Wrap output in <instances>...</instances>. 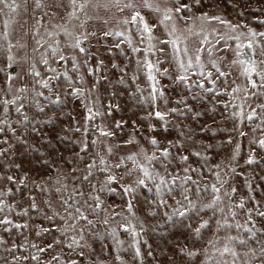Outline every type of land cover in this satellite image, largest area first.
Listing matches in <instances>:
<instances>
[{"label":"snow or ice","instance_id":"6c2138e0","mask_svg":"<svg viewBox=\"0 0 264 264\" xmlns=\"http://www.w3.org/2000/svg\"><path fill=\"white\" fill-rule=\"evenodd\" d=\"M193 3L200 5L201 0H192V3H183L182 0H31V3L29 0H0V52L5 53L9 68L21 60L26 63L27 75L32 81L31 86L26 81L17 86L14 81L19 76L11 73L6 75L4 84L0 85V133L9 130L26 153H37L40 156L37 163L55 173L54 176L42 178V183L32 181L46 196L42 201L43 206L37 203L35 196L28 195V206L17 210L16 204L7 200V197L14 195L13 189L0 188V226L4 231L10 232L11 228L28 229L29 221L34 219L32 214L38 213L43 220L48 221L49 226L35 225V234L44 236L57 233L46 246L32 243L31 248L36 250V254L30 257L13 256L9 264H19L21 260L29 259L43 264L40 254L50 250L54 254L46 264H80V259L71 254L84 258L85 249L95 251L89 241L103 242L105 237L111 240L119 253L125 244L120 238L121 232L131 237L128 247L133 250V260L143 264L141 242L145 226L135 211V202L144 192L152 194L151 199L145 198L143 201L147 206L148 216L155 218L163 212L166 221L173 220V217L183 218L184 230L192 247L187 244L181 246L182 242L174 243L177 255L187 257L189 261L197 260L198 264H264V227H258L256 220V217L264 220V208L260 207V202L256 201L254 195L235 198L237 188L230 184L228 170L235 173L236 167L231 162L226 168H222L220 164L214 165L209 169L214 182L201 185L191 175L192 172H200L199 169L188 165L180 170L183 172L181 175L180 171L169 168L171 149L184 148L180 140H170L168 147L161 148L160 141L155 136L147 137L153 146L150 152L140 145L135 135L138 131L135 121L131 122L132 130L128 138L118 141L117 132H122L128 121L116 120L109 127L104 119L111 116L113 111H119L120 105L111 102L102 105L98 95L99 86L104 82L109 87L128 86L129 80L135 84V91L131 87L127 89L129 99L134 104L150 109L140 117L148 122L150 132L157 131L156 125L151 123L153 119L162 122L163 130L167 131L170 117L179 115L187 119L191 115L195 119L202 116L203 113L188 104V97L176 101L177 105L184 106L183 109L167 107L169 98L161 83V78H167L174 84H182L190 93L198 88L205 94L230 97L228 102H218L223 104L226 111L236 109L226 117L235 121V126L230 131L245 137L248 135L242 130L245 122L251 124L254 120L258 121L254 131L259 129L261 135L253 138L250 143L264 150V102H257L264 101V31H257L246 24H233L219 15H209L207 12L198 16L183 15L185 11L192 12ZM145 10L155 18V23L149 21ZM117 13L124 15L117 16ZM23 16H29L31 25L28 24V19H18ZM179 21L184 22V27L179 25ZM90 22L101 26V40L113 39L108 47L109 55L114 56L118 51L126 61L134 63L131 73L128 64L121 66L113 62L112 69L120 73L115 82L104 74L105 61L97 59L99 53H93L90 48V39L98 35L95 29L88 30ZM213 22L222 25L225 30L213 26ZM258 22L264 24V20ZM158 27L163 28L166 38L161 39L156 35ZM28 37L34 41L31 51L33 54L38 53V58L35 55L29 57L26 53L18 59L13 50L28 48ZM221 44V48L217 49L216 46ZM158 45L171 46L170 63L175 75L168 68L161 67L162 61L159 58H153L157 52L165 51L164 47ZM125 46L130 50L131 56L125 52ZM217 51L231 52L232 58L229 60L226 55H217ZM204 53H207L206 59L202 58ZM94 59L95 64L92 63ZM38 64L44 66L43 74L38 69ZM212 70L215 71V77ZM70 73L75 74V78ZM86 74L93 78L90 85ZM141 76L145 79L146 87L136 83ZM192 76L198 79L193 81ZM229 78H232V86L223 89L215 87L221 79L228 85ZM237 79L241 83H236ZM60 81L66 85L62 93L65 99L60 94ZM205 81L212 87H206ZM110 95L115 97L117 92L112 91ZM66 98L80 100L85 113L83 124L75 121L72 127L62 130L80 133L81 139L59 136L60 140L79 149L72 152L71 157L63 158L64 163L71 165L69 172L54 164L46 152L30 144L24 135H17V128L12 126L10 118L14 111L21 117L15 124L24 134L35 133L41 137L43 144L50 145L51 140L41 135L37 125H54L55 119L49 117L45 121L36 120L28 116L25 108L33 107L37 113L47 115V106L59 108L65 104ZM198 98L199 94L191 96L194 101ZM236 100L241 102L233 103ZM162 107L166 110H162ZM211 111L214 112L215 108ZM66 116L75 119L71 117V113ZM211 131L215 134V130ZM179 135L184 137L185 133L181 131ZM232 141L233 137L229 135L223 143L232 144ZM0 145H7L0 147V159L16 148L15 144L9 143L7 137L0 139ZM129 145H137L138 148L135 151H121ZM204 147L213 146L207 144ZM240 153L241 144L237 142L229 160L236 161ZM58 155L63 156V153ZM191 155L205 161L208 159L201 151L193 150ZM179 159L187 164L189 156L180 155ZM246 163H258L255 149H250ZM13 166L21 168L15 161L6 167ZM4 180L16 185L17 191H20L21 187H28L29 176L24 173L17 180L14 175L5 176L0 173V182ZM189 184L196 186L195 199ZM246 184L251 193V180H246ZM177 190L182 200L176 198ZM209 191L210 198L205 200L200 194ZM108 194L123 197L125 209L117 212L115 207L110 208L103 198ZM168 197L175 201V207L168 203ZM249 199L253 201V207H247ZM166 209H171V212ZM12 213L26 219L14 222L10 218ZM203 213H208V218ZM97 224L105 226L103 233L97 230ZM210 228L211 238L205 241L204 231ZM4 243L0 238V244ZM143 243L151 249L147 240H143ZM197 243L201 247H196ZM20 247L27 250L26 245L13 244L8 251L15 252ZM57 247L61 248V252L67 249V259L61 252L54 251ZM148 255L151 256L152 252L149 251ZM117 259L120 264H126L119 255Z\"/></svg>","mask_w":264,"mask_h":264},{"label":"rangeland","instance_id":"374dc122","mask_svg":"<svg viewBox=\"0 0 264 264\" xmlns=\"http://www.w3.org/2000/svg\"><path fill=\"white\" fill-rule=\"evenodd\" d=\"M29 2L31 3V0H29ZM182 2L192 3V0H182ZM256 9H260V11H256ZM204 12H207L209 15H219L222 18L231 21L233 24H246L257 31H264V24H260L258 22L259 20H264V0H201L200 5L193 3L192 12L185 11L183 15L198 16ZM240 13H243V15ZM61 15H63V13H61ZM122 15L124 14L117 13V16ZM145 15L148 17L151 23L156 22L155 18L146 10ZM18 19H28V24L31 25L32 23L29 16H23ZM178 23L181 27H184L183 21H179ZM213 26L221 28V30H225L222 25H219L216 22H213ZM87 27L89 31L95 29L98 32L97 37H92L90 39V48L93 53H99L97 59H103L105 61L106 68L104 70V74L108 75L110 80L115 82L120 73L115 69H112L111 64L113 62L118 63L121 66L128 64V70L129 73H131L134 63L126 61L124 56L120 55L118 51L114 56L109 55L108 47L113 43V39L108 38L107 41L100 39L99 30L101 26L98 23L90 22ZM241 30L246 31V29ZM0 31H2V28H0ZM15 35L17 34H14V36ZM133 35H135L134 32ZM156 35L161 39L166 38L162 27H158L156 29ZM60 39L63 40V37ZM27 43L28 48L13 50L15 56L19 59L27 53L29 57H33V55H35L36 58H38L39 54H33L31 51L34 43L31 37L27 38ZM221 46L222 44L217 45L216 48L220 49ZM158 47H164L165 51L157 52L153 58H159L162 61L161 67L168 68L169 72L172 75H175L173 66L170 63L171 46L158 45ZM125 52L129 56L132 55L126 46ZM216 54L226 55L229 60L232 58L231 52L217 51ZM206 57L207 53H204L202 58L206 59ZM95 62L96 60L94 59L92 63L95 64ZM70 63L71 62H69V66ZM7 64L8 62L5 53L0 52V69H3V71H0V85L4 84L6 75L11 73L13 75L19 76V78L14 81L15 85L19 86L26 81L31 86L32 81L27 75L28 65L26 63L21 60L19 63L13 64L11 68H9ZM56 66L59 67L58 65ZM37 67L42 74L45 72L43 65L38 64ZM212 71L214 72L215 77V71ZM70 75H73V78H75V74L70 73ZM233 76H235V73ZM86 77L90 85L93 78L91 76H87V74ZM125 79L127 80L128 77L126 76ZM197 79L198 77L192 76L193 81ZM136 83H139L141 87H146V82L143 76H141L139 81ZM161 83L164 85L166 95L169 98V103L167 105L168 108L180 107L183 109L184 106L177 105L176 101L182 97H188V104H190L196 111L203 113V115L195 119H193L191 115H189L187 119L182 118L179 115L170 117L167 131L163 130L162 122L153 119L151 123L156 125L157 131L150 132L148 129V122L140 119V117L144 116L150 109L145 108L142 105L134 104L129 99V92L127 89L128 87H131V90L135 91V84L129 80L128 86L116 85L115 87H109L107 83L104 82L98 88L100 103L102 105H107L109 102H111L113 104L118 103L120 105L119 111H113L111 116H106L104 118L105 122L109 127H112L116 120L128 121V124L125 126L124 130L122 132H117L116 139L118 141L127 139L130 131L132 130L131 122L135 121L136 125L138 126V131L135 133V135L139 140L140 145L150 152L153 150V146L148 142L147 137L155 136L160 141L161 148L168 147V141L170 140H180L184 144V148L171 149L172 156L170 158L169 168L172 171H180L184 167L190 165L192 168L199 169L200 172H192L191 175L194 179L199 180L201 185L211 184L214 182V177L209 171V169L213 168L214 165L220 164L222 168H226V166L231 162L233 166L236 167L235 173H230V170H228L231 177L230 184L237 188L235 198H239L240 196L249 197L254 195L256 201L260 202V207L264 208V179H262L264 178V150H261L256 145L250 143L253 138H258L261 135L259 129L254 131L258 121L254 120L251 124L246 121L242 127V130L248 133V135L245 137H240L237 132L230 131L234 128L235 121L226 118L227 116H230L231 111H235L236 109H230L226 111V109L223 107V104L218 103L220 101L228 102L230 97L226 95H213L212 93L205 94L198 88L193 89V91L190 93L182 84H174L167 78H161ZM236 83H241V80L237 79ZM59 84L62 99H65L62 93L66 85L63 81H60ZM205 86L212 87L208 81H205ZM226 86H232V78H229L228 85L223 83V79L217 81V85L215 87L218 89H223ZM112 91L117 92L115 97L110 95ZM47 94L48 93H46V95ZM196 94H199L200 98L194 101L191 99V96ZM240 102L241 101L239 100L233 101V103L237 104ZM41 103L46 102L41 101ZM253 106H255L254 103ZM213 107L215 108L214 112L211 111ZM45 110L47 115L37 113L33 107L26 106L25 108L28 116L36 120L45 121L49 119V117L55 119L54 125H37V127L40 128L41 135L51 140L50 145L43 144L41 137L35 133L24 134L23 131L15 124V121L21 119V117L14 111L11 113L10 117L13 121L12 126L17 128V135H24V138L27 139L30 144H34L36 147L40 148L41 151L46 152L47 157L50 158L54 164L57 166H62L65 172H69L71 165L64 163L63 158L71 157L72 152L78 151L79 149L67 141L60 140L59 136H68L71 139L76 140L81 139L80 133L62 131L65 127H72L75 121H79L81 124H83V116L85 113L82 108L81 101L75 98H66L65 104L61 107L58 108L56 106L49 105ZM162 110H166V108L162 107ZM67 113H71V117H74L75 119L73 120L72 118L66 116ZM97 122H99V120ZM176 125H179V127H176ZM211 130H215V134H213ZM181 131L185 133L184 137L179 135ZM229 135L233 137L232 144L223 143L228 139ZM4 137H7L9 143L15 144L16 148L14 151L10 150L4 158L0 159V173H3L5 176L14 175L16 176L17 180H19L24 173H28L29 180L27 181L28 187H21L20 191H17L16 185L8 182L7 180L0 182V188L11 187L13 189L14 195L7 197V200L9 203L16 204L17 210H19L21 207L28 206V195L35 196L37 203L43 206L42 201L46 198V196L44 193L39 191L32 181L42 183V178H46L48 175L54 176L55 173L46 166H41L37 163L40 160V156L37 153H26L24 148L17 144L15 136H13L9 130L6 129L4 133H0V139H3ZM188 137H190V139ZM237 142L241 144L240 156L236 161H230L229 158L232 154V149ZM207 144H210L213 147L205 148L204 145ZM0 147H7V145H0ZM137 148V145H129L127 148H124L121 151H135ZM250 149H255V156L258 160L257 164L248 165L246 163ZM193 150L201 151L208 156V159L205 161L191 155ZM58 153H63V156L58 155ZM180 155L189 156L187 164L180 161ZM12 161L19 163L21 168L16 169L14 166L7 168L6 166ZM214 170L215 169H213V171ZM161 171L163 170L161 169ZM180 174L183 175V172L180 171ZM246 180H251L252 182L253 191L251 193H249ZM188 187L192 188V197L195 199L197 195L195 191L196 186L189 184ZM178 191L179 190H177L176 198L182 200L183 198L178 194ZM200 195L205 200H207L210 198V191L208 193H201ZM103 198L106 200V203L110 206V208L115 207V211L120 212L125 209V201L123 197L119 195L108 194ZM145 198L151 199L152 194L144 192L135 202L137 205L135 211L137 212L140 219L144 222L145 226V231L142 234L141 242L143 264H198L197 260L189 261V258L177 255V249L173 246L176 242H182L181 246H183V244H187L189 247H192V242L187 239L188 234L184 230L183 218L173 217V220L166 221V218L163 216V212H161L155 218L148 216L146 212L147 206L143 202ZM168 203L173 207L176 206L175 201L171 197H168ZM247 207H253V201L250 199L248 200ZM166 210L171 212V209ZM32 215L34 216V219L29 221L30 227L28 229L18 230L11 228V231L7 232L4 231L2 226H0V238L5 241L4 244H0V264H9L13 256L30 257L32 255V251L35 250L31 248L32 243L39 244L41 247H43L51 242L54 235H57V233H51L45 234L44 236H37L35 234V225L41 224L44 226H49V224L48 221L42 219L41 214L33 213ZM203 215L205 218H208V213H203ZM10 218L14 222H22L24 219H26L24 217L15 215V213H12ZM241 219H243V214H241ZM256 220L258 227H264V220L259 217H256ZM57 223H59V221H57ZM193 226H195L194 223ZM96 227L98 231L103 233L105 226L97 224ZM211 235V228L205 230L203 237L204 240L206 241L207 239L211 238ZM120 238L125 241V244L122 246L119 253H117L115 245L112 244L111 240L105 237L103 242L99 240H90L89 242L95 251L93 252L89 249H85L86 256L84 258L76 257L74 253L71 255L74 258L80 259V264H120V261L117 259L118 255L126 261V264H139L138 260H133V250L128 247L131 237L121 232ZM143 240H147L148 245H151V249H149L148 246L143 243ZM13 244L26 245L27 250H25L24 247H20L17 248L15 252L8 251V249L12 248ZM104 245H106V247H104ZM195 246L201 247V244L197 243ZM54 251L61 252V248L57 247ZM149 251L152 252L151 256L148 255ZM53 254L54 252L52 250L46 253H41V262L46 264ZM61 255L67 259V249H64L63 252H61ZM19 264H37V262L29 259L27 261L21 260Z\"/></svg>","mask_w":264,"mask_h":264},{"label":"built area","instance_id":"2783aa9c","mask_svg":"<svg viewBox=\"0 0 264 264\" xmlns=\"http://www.w3.org/2000/svg\"><path fill=\"white\" fill-rule=\"evenodd\" d=\"M36 254L35 250L32 251V255Z\"/></svg>","mask_w":264,"mask_h":264}]
</instances>
